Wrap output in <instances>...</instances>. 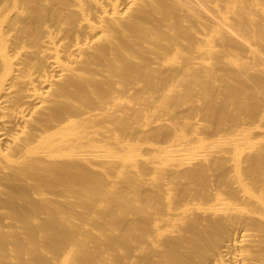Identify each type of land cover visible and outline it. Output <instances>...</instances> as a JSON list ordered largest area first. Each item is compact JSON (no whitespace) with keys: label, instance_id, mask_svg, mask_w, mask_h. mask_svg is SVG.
Wrapping results in <instances>:
<instances>
[{"label":"bare ground","instance_id":"obj_1","mask_svg":"<svg viewBox=\"0 0 264 264\" xmlns=\"http://www.w3.org/2000/svg\"><path fill=\"white\" fill-rule=\"evenodd\" d=\"M0 264H264V0H0Z\"/></svg>","mask_w":264,"mask_h":264}]
</instances>
